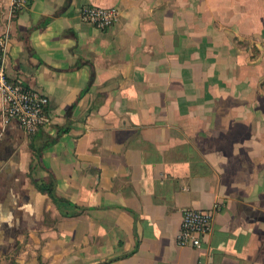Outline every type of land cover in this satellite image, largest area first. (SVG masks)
I'll return each instance as SVG.
<instances>
[{"label":"crops","instance_id":"obj_1","mask_svg":"<svg viewBox=\"0 0 264 264\" xmlns=\"http://www.w3.org/2000/svg\"><path fill=\"white\" fill-rule=\"evenodd\" d=\"M22 1L0 0L6 70L50 122L28 135L0 96V264H264V0Z\"/></svg>","mask_w":264,"mask_h":264},{"label":"built area","instance_id":"obj_2","mask_svg":"<svg viewBox=\"0 0 264 264\" xmlns=\"http://www.w3.org/2000/svg\"><path fill=\"white\" fill-rule=\"evenodd\" d=\"M22 0H14L17 6ZM81 18L100 30H108L119 20L120 10L117 7L98 5L85 6L80 10ZM9 36L0 37V96L5 103L3 117L15 119L21 123L28 135H33L50 122L47 114L49 98L35 90L27 88L20 81L10 79L4 60ZM222 208L221 204L212 209L188 208L183 212L182 228L177 237L181 247L200 248L213 230L214 215Z\"/></svg>","mask_w":264,"mask_h":264},{"label":"trees","instance_id":"obj_3","mask_svg":"<svg viewBox=\"0 0 264 264\" xmlns=\"http://www.w3.org/2000/svg\"><path fill=\"white\" fill-rule=\"evenodd\" d=\"M48 192L52 198L56 199L57 202L59 201L53 189H49Z\"/></svg>","mask_w":264,"mask_h":264}]
</instances>
